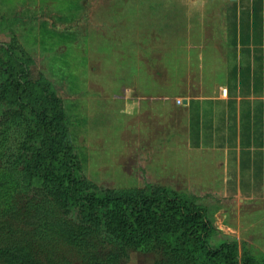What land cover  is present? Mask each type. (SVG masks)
<instances>
[{
  "label": "rangeland",
  "instance_id": "rangeland-1",
  "mask_svg": "<svg viewBox=\"0 0 264 264\" xmlns=\"http://www.w3.org/2000/svg\"><path fill=\"white\" fill-rule=\"evenodd\" d=\"M226 1L0 0V44L30 60L32 82L51 83L89 183L118 193L167 187L165 162L181 134L163 102L221 84ZM198 204L215 228L212 247L237 240L242 255L264 263V203ZM62 211L68 221L12 218L0 249L33 264H162L159 252L101 243L99 229L86 242L72 236Z\"/></svg>",
  "mask_w": 264,
  "mask_h": 264
},
{
  "label": "trees",
  "instance_id": "trees-1",
  "mask_svg": "<svg viewBox=\"0 0 264 264\" xmlns=\"http://www.w3.org/2000/svg\"><path fill=\"white\" fill-rule=\"evenodd\" d=\"M29 62L8 43L0 44V227L30 215L68 221L62 211L67 208L75 223L67 228L72 236L78 233L86 242L99 229L105 234L101 243L159 252L162 264H264L248 258L246 250L242 255L237 240L212 247L213 222L194 195L151 185L102 192L89 183L69 118L49 81L32 82ZM2 258L33 264L0 249Z\"/></svg>",
  "mask_w": 264,
  "mask_h": 264
},
{
  "label": "crops",
  "instance_id": "crops-1",
  "mask_svg": "<svg viewBox=\"0 0 264 264\" xmlns=\"http://www.w3.org/2000/svg\"><path fill=\"white\" fill-rule=\"evenodd\" d=\"M221 14V84L163 102L181 134L165 162L166 186L199 200L264 203V0H227Z\"/></svg>",
  "mask_w": 264,
  "mask_h": 264
},
{
  "label": "built area",
  "instance_id": "built-area-1",
  "mask_svg": "<svg viewBox=\"0 0 264 264\" xmlns=\"http://www.w3.org/2000/svg\"><path fill=\"white\" fill-rule=\"evenodd\" d=\"M223 92H224V93H227V90L225 89V90H223ZM179 102H181V101H179Z\"/></svg>",
  "mask_w": 264,
  "mask_h": 264
},
{
  "label": "water",
  "instance_id": "water-1",
  "mask_svg": "<svg viewBox=\"0 0 264 264\" xmlns=\"http://www.w3.org/2000/svg\"><path fill=\"white\" fill-rule=\"evenodd\" d=\"M185 103H187V100H185Z\"/></svg>",
  "mask_w": 264,
  "mask_h": 264
}]
</instances>
